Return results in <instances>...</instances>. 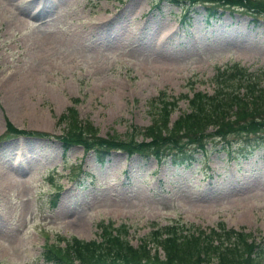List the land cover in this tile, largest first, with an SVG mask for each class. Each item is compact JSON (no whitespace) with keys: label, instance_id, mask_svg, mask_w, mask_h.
I'll return each instance as SVG.
<instances>
[{"label":"rangeland","instance_id":"374dc122","mask_svg":"<svg viewBox=\"0 0 264 264\" xmlns=\"http://www.w3.org/2000/svg\"><path fill=\"white\" fill-rule=\"evenodd\" d=\"M231 64L263 77L264 14L207 19L200 5L167 0H0V264H54L43 259L50 245L99 240L104 228L131 246L174 224L221 222L264 238V148L234 162L208 139L202 163L182 167L118 149L100 164L81 145L62 149L67 108L102 138L140 141L154 99L177 101L173 123Z\"/></svg>","mask_w":264,"mask_h":264},{"label":"trees","instance_id":"16d2710c","mask_svg":"<svg viewBox=\"0 0 264 264\" xmlns=\"http://www.w3.org/2000/svg\"><path fill=\"white\" fill-rule=\"evenodd\" d=\"M160 1V0H158ZM164 1V0H161ZM175 6L200 5L207 19H216L229 10H242L256 17L264 14V0H167ZM255 20V19H254ZM257 20V19H256ZM213 91L193 92L188 100L190 112L171 123L169 114L177 107L174 98L161 97L151 102L155 110L148 126L139 128L142 140L118 136L102 138L89 121H80L74 108H67V122L61 138L63 152L75 145L94 152L96 161L105 164L112 150L127 156L152 157L159 164L169 161L175 167L202 163L208 139L218 141L220 150L234 162L246 160L264 148V74L249 72L236 64L221 69L212 79ZM62 119V120H63ZM9 130H14L11 124ZM136 129V128H135ZM137 130V129H136ZM35 134V133H33ZM176 223V222H174ZM176 225V224H174ZM174 225L149 233L152 241L131 246L123 232L104 228L99 240L66 241V247L50 245L43 259L54 264H264V238L243 228L217 226L177 232ZM161 252V253H160Z\"/></svg>","mask_w":264,"mask_h":264}]
</instances>
